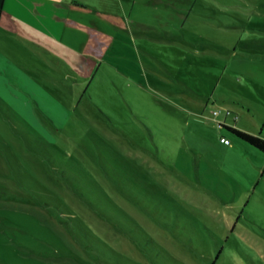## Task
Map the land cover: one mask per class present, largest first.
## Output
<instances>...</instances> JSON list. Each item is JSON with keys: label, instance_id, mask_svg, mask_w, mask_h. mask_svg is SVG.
Here are the masks:
<instances>
[{"label": "rangeland", "instance_id": "rangeland-1", "mask_svg": "<svg viewBox=\"0 0 264 264\" xmlns=\"http://www.w3.org/2000/svg\"><path fill=\"white\" fill-rule=\"evenodd\" d=\"M109 1L78 80L12 57L68 119L0 61V264H264V151L227 127L264 138V0Z\"/></svg>", "mask_w": 264, "mask_h": 264}, {"label": "crops", "instance_id": "crops-1", "mask_svg": "<svg viewBox=\"0 0 264 264\" xmlns=\"http://www.w3.org/2000/svg\"><path fill=\"white\" fill-rule=\"evenodd\" d=\"M119 9L109 0H0V61H7L9 72L14 71L12 76L19 79L22 74L12 64V57H19L29 45L39 53L58 56L59 62L78 80L80 57L86 53L80 54L77 42L87 40L84 31L92 26L122 18L118 16ZM21 42H25L24 47ZM16 47L18 50L13 54ZM81 76L86 77L85 74ZM22 78L38 105L46 109L53 119L64 121L69 118L70 109L61 100L38 88L27 77L22 75ZM8 93L17 95L12 91ZM21 104L26 115L33 119L27 100Z\"/></svg>", "mask_w": 264, "mask_h": 264}, {"label": "trees", "instance_id": "trees-1", "mask_svg": "<svg viewBox=\"0 0 264 264\" xmlns=\"http://www.w3.org/2000/svg\"><path fill=\"white\" fill-rule=\"evenodd\" d=\"M227 127L234 132L237 137L245 140L246 142H248L249 144L253 145L254 147L264 151V138L248 133L246 131H243L241 129L232 127V126H228ZM224 138V137H223Z\"/></svg>", "mask_w": 264, "mask_h": 264}, {"label": "built area", "instance_id": "built-area-1", "mask_svg": "<svg viewBox=\"0 0 264 264\" xmlns=\"http://www.w3.org/2000/svg\"><path fill=\"white\" fill-rule=\"evenodd\" d=\"M223 141H227L225 138H222Z\"/></svg>", "mask_w": 264, "mask_h": 264}]
</instances>
